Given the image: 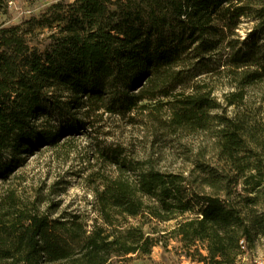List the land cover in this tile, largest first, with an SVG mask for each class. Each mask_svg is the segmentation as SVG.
<instances>
[{
  "label": "trees",
  "instance_id": "obj_1",
  "mask_svg": "<svg viewBox=\"0 0 264 264\" xmlns=\"http://www.w3.org/2000/svg\"><path fill=\"white\" fill-rule=\"evenodd\" d=\"M222 66L237 87L226 104L242 107L264 80V0H57L0 23V185L105 114L148 111L172 134L210 133L215 151L213 163L171 171L99 143L93 215L7 189L0 264H135L163 243L145 228L152 220H175L171 237L199 244L189 255L200 264H237L264 231V133L201 79Z\"/></svg>",
  "mask_w": 264,
  "mask_h": 264
},
{
  "label": "rangeland",
  "instance_id": "obj_2",
  "mask_svg": "<svg viewBox=\"0 0 264 264\" xmlns=\"http://www.w3.org/2000/svg\"><path fill=\"white\" fill-rule=\"evenodd\" d=\"M57 0H14L10 2L6 11L0 14V23L11 25L18 23L45 6ZM253 22L244 21L237 32L242 38L251 30ZM48 33L49 28L45 29ZM222 66L218 72L203 75L214 84V94L226 106L231 116L246 113V119L255 124L264 133V80L247 89L245 105L237 107L226 104V94L237 90L227 71ZM134 120L128 117L105 114L103 118H96L70 137H63L52 147H45L29 156L26 165L21 167L13 177L0 185V194L9 188H17L24 195L42 198L41 205L45 209L49 202H59V211H82L93 215L94 172L102 170L104 164L98 157V144L121 143L128 150L140 158H150L156 161L159 168L171 171H187L196 158H204L213 163L215 160L213 138L210 133L180 132L172 134L165 131L152 116L146 112L131 113ZM163 120L168 113L161 114ZM264 140V135L262 137ZM264 202V197H263ZM175 220L160 222L152 220L146 225L147 231H158L162 235V242L156 245L150 255H134L135 264H200L193 255L199 247L188 248L176 237H171L169 231L174 227ZM166 244V247L163 246ZM245 250L237 264H264V231L255 236L251 249ZM204 252V250H202ZM205 253V252H204Z\"/></svg>",
  "mask_w": 264,
  "mask_h": 264
}]
</instances>
